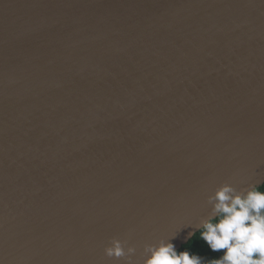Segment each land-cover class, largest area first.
<instances>
[{
	"label": "water",
	"instance_id": "obj_1",
	"mask_svg": "<svg viewBox=\"0 0 264 264\" xmlns=\"http://www.w3.org/2000/svg\"><path fill=\"white\" fill-rule=\"evenodd\" d=\"M261 181L264 0H0V264H143Z\"/></svg>",
	"mask_w": 264,
	"mask_h": 264
},
{
	"label": "clouds",
	"instance_id": "obj_2",
	"mask_svg": "<svg viewBox=\"0 0 264 264\" xmlns=\"http://www.w3.org/2000/svg\"><path fill=\"white\" fill-rule=\"evenodd\" d=\"M207 202L210 212L195 228L210 251L221 253L218 257L205 260L188 250L178 252L171 242L173 232L145 248L143 264H264V181L242 191L231 183L220 184ZM134 252L126 239L116 237L103 248L104 256L122 258L125 264H134Z\"/></svg>",
	"mask_w": 264,
	"mask_h": 264
},
{
	"label": "trees",
	"instance_id": "obj_3",
	"mask_svg": "<svg viewBox=\"0 0 264 264\" xmlns=\"http://www.w3.org/2000/svg\"><path fill=\"white\" fill-rule=\"evenodd\" d=\"M183 250H188L189 252L201 255L205 260L212 257H218L221 254L219 252L210 251L206 243L200 239L198 232L177 251L179 252Z\"/></svg>",
	"mask_w": 264,
	"mask_h": 264
}]
</instances>
